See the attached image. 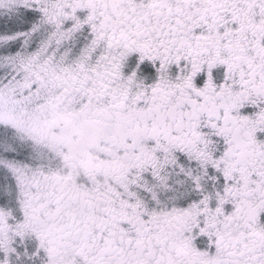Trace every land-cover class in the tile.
Segmentation results:
<instances>
[{"label": "snow or ice", "instance_id": "obj_1", "mask_svg": "<svg viewBox=\"0 0 264 264\" xmlns=\"http://www.w3.org/2000/svg\"><path fill=\"white\" fill-rule=\"evenodd\" d=\"M0 264H264V0H0Z\"/></svg>", "mask_w": 264, "mask_h": 264}]
</instances>
